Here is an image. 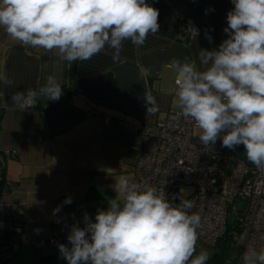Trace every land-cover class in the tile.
Masks as SVG:
<instances>
[{
    "label": "clouds",
    "instance_id": "obj_1",
    "mask_svg": "<svg viewBox=\"0 0 264 264\" xmlns=\"http://www.w3.org/2000/svg\"><path fill=\"white\" fill-rule=\"evenodd\" d=\"M227 34L217 49H200L196 61L173 58L174 105L194 122L206 149L217 140L235 150L243 146L247 160L264 172V0H231ZM159 10L146 0H0V28L15 42L56 55L71 65L112 49L113 62H123V42L143 46L159 32ZM195 36L198 31L190 29ZM209 42L212 38L205 34ZM145 80L152 70L141 66ZM0 82L12 85L6 75ZM62 86L53 75L38 90L14 92L19 111L38 96L58 101ZM146 116L158 113L150 90L144 91ZM119 199L107 201L93 221L73 224L68 244H58L67 264H207L210 253L196 245L202 217L191 199H169L163 189L120 175L111 186ZM71 198L64 203L70 204ZM60 211L58 206L54 214ZM264 240V236L260 237ZM70 245V246H69ZM243 264H264V247H248Z\"/></svg>",
    "mask_w": 264,
    "mask_h": 264
},
{
    "label": "crops",
    "instance_id": "obj_2",
    "mask_svg": "<svg viewBox=\"0 0 264 264\" xmlns=\"http://www.w3.org/2000/svg\"><path fill=\"white\" fill-rule=\"evenodd\" d=\"M146 2L159 10V32L150 33L140 47L124 41L119 63L106 47L91 60L70 65L55 51L22 46L0 28V74L13 82H0V198L25 201L28 226L64 225L85 213L107 210L108 199L116 198L111 187L115 180L132 176L142 150V129L179 109L174 105L171 60L187 57L200 69V49H217L227 38L223 29L234 7L231 0ZM179 17L193 21L199 34L180 32ZM141 66L152 70L146 80L140 76ZM49 75L61 84V98L38 96L30 110H17L12 94L38 90ZM145 90L159 105L158 113L148 117ZM69 197L72 202L65 204ZM9 241L18 249L8 259L0 255V264H67L49 245L35 246L19 234L0 238V244ZM245 250L233 244L230 264H243Z\"/></svg>",
    "mask_w": 264,
    "mask_h": 264
},
{
    "label": "built area",
    "instance_id": "obj_3",
    "mask_svg": "<svg viewBox=\"0 0 264 264\" xmlns=\"http://www.w3.org/2000/svg\"><path fill=\"white\" fill-rule=\"evenodd\" d=\"M192 28L199 34L193 21L178 18L180 32L195 36ZM105 120L108 122L109 117ZM122 124L132 129L126 122ZM195 129L194 122L180 115V109L145 126L141 132L142 150L130 180L163 189L169 199L175 197L176 202L193 200V211L202 217L197 245L213 246L230 228L233 244L238 247H264V240L260 239L264 236V172L247 163L236 149L222 147L220 140L206 149L194 136ZM237 200L242 203L237 204ZM232 209L235 218L228 225V213ZM26 213L25 201L8 202L0 198V238L9 234L23 235L35 246L49 245L55 255L61 257L58 244L69 243L67 235L72 225L84 226V214L64 225L28 226ZM87 214L95 220L96 212ZM17 249L16 242L0 244L2 252L11 254Z\"/></svg>",
    "mask_w": 264,
    "mask_h": 264
},
{
    "label": "trees",
    "instance_id": "obj_4",
    "mask_svg": "<svg viewBox=\"0 0 264 264\" xmlns=\"http://www.w3.org/2000/svg\"><path fill=\"white\" fill-rule=\"evenodd\" d=\"M241 158H243L247 163L251 164L247 160L246 156H243ZM2 182L3 181L1 179L0 184H2ZM0 193H1V190H0ZM230 232L231 230L230 228H228L226 233L220 240H218L213 246H207L211 250L210 259L208 260L207 264H230L227 257H228L230 247L233 245V242H234L233 235L230 234ZM0 255L1 257H3L4 260L10 258L11 256L10 253H6L2 251H0Z\"/></svg>",
    "mask_w": 264,
    "mask_h": 264
},
{
    "label": "rangeland",
    "instance_id": "obj_5",
    "mask_svg": "<svg viewBox=\"0 0 264 264\" xmlns=\"http://www.w3.org/2000/svg\"><path fill=\"white\" fill-rule=\"evenodd\" d=\"M198 132H199V129L198 128L195 129L193 131L194 136L198 137ZM236 151L239 154V156H241V157L246 156V154L244 152V148H243L242 145L238 146L236 148ZM116 196H117V194H116ZM116 198L119 199V197H116ZM108 200H110V199H108ZM236 202H237V204H241L242 203V202L240 203L238 200ZM234 218H235V211L232 209L228 213V225H230V223L234 220ZM196 249H197V253H199L201 250H207L209 253L211 252L210 248H208L207 246L202 245V244L196 245Z\"/></svg>",
    "mask_w": 264,
    "mask_h": 264
}]
</instances>
